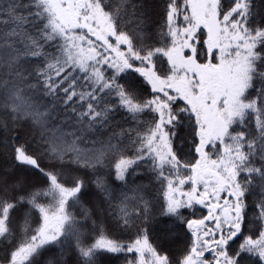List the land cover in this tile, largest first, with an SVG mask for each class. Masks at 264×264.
<instances>
[{
  "label": "snow or ice",
  "instance_id": "6c2138e0",
  "mask_svg": "<svg viewBox=\"0 0 264 264\" xmlns=\"http://www.w3.org/2000/svg\"><path fill=\"white\" fill-rule=\"evenodd\" d=\"M0 264H264V0H0Z\"/></svg>",
  "mask_w": 264,
  "mask_h": 264
}]
</instances>
